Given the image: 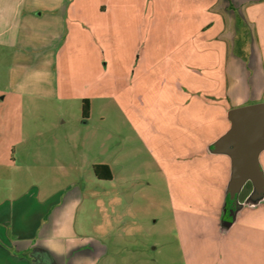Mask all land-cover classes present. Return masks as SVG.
<instances>
[{
	"label": "rangeland",
	"instance_id": "obj_1",
	"mask_svg": "<svg viewBox=\"0 0 264 264\" xmlns=\"http://www.w3.org/2000/svg\"><path fill=\"white\" fill-rule=\"evenodd\" d=\"M86 1L82 25L70 19L55 49L43 48L54 40L38 28L28 33L25 58L13 63L12 53L0 51V88L13 65L16 77L26 75L27 89L59 96L26 99L37 111H28L21 135L20 100L0 94L16 125L7 137L17 144L15 165L3 166V193L9 199L32 185L46 187L42 197L82 190L79 236L48 243L69 251L72 264H264V196L254 209L236 204L229 182L225 189L232 157L206 146L230 129L232 108L264 102V94L249 96L242 85L233 93L230 71L242 41L251 48L258 40L264 54V1L254 25L239 23L234 43L217 30L202 35L207 11L186 8L208 0H109V31L98 14L106 0ZM85 98L92 103L87 119ZM56 139L54 159L47 142ZM22 149H30L24 158ZM101 163L111 167L112 180L95 175ZM259 163L264 170V149ZM253 188L247 180L238 198Z\"/></svg>",
	"mask_w": 264,
	"mask_h": 264
},
{
	"label": "crops",
	"instance_id": "obj_2",
	"mask_svg": "<svg viewBox=\"0 0 264 264\" xmlns=\"http://www.w3.org/2000/svg\"><path fill=\"white\" fill-rule=\"evenodd\" d=\"M262 1L264 0H208L206 5H200L199 3L196 5L187 4L186 8L190 10L199 8L207 11L208 17L203 22L202 27L205 28L202 30V35L207 34L211 30H217V37L219 36L225 42L234 43L237 39L239 23L244 20L252 23L251 18L257 12V5ZM86 5V0H0V51L12 53L10 54V59L13 60V63L16 62L17 57L25 58L23 48L29 47L25 43L31 42L32 36L28 33L38 28L46 30L54 40L47 42L43 48L55 49L54 47H57L59 43L63 42L69 29L68 27L71 25L70 19H74L79 26L82 25L80 19L87 9ZM111 5L112 2L106 0L101 3L99 9L97 7L99 15L105 14L104 23L101 26L107 31L113 25L111 17L108 14L112 10ZM97 9L95 10L97 11ZM72 24L76 25L75 22ZM242 42L245 44L240 56L235 57L234 62L231 64L232 68L230 71L234 77L235 84L231 88L233 93H238L241 89L239 86L242 85L241 91L249 93V96H252V94L257 96L258 94L261 97L264 94V54L259 45L262 43L256 40L253 43L254 47L252 46L250 48L247 45L248 42ZM17 50H19V54L16 52ZM228 51L230 55L233 53L231 49ZM19 55L22 57H19ZM232 55L230 58L234 59ZM53 57L54 54L52 55L50 53L46 55V60L48 62L49 60H54L55 58ZM11 70L5 87L0 88V94H4L3 100L8 98V96L11 99L16 98L20 100V104L17 106V111L20 114L18 130L21 135H24L28 111H37V108L34 106L25 104L26 99L29 97L59 98V96L57 94L42 93L27 89L24 85L26 84L24 81L26 80V75L22 76L23 72L20 70V76L16 77L13 65ZM247 97L245 95V98ZM235 100L237 101V99ZM88 101L90 104V116L92 103L89 99ZM233 104H237V102H233ZM6 107L0 105V264H72L71 260L74 257L68 259L67 253L69 251H63L61 246L65 240L67 241V238H76L79 236L76 230V218L77 209H79L82 201V190L76 186L75 190H71L68 195H48L42 197V192L46 190V187L32 185L29 189L21 192V194L9 198L10 200L6 197L5 193H3V190L6 188L2 183L4 179V173L2 172L3 166L9 163H14L15 165L17 161L15 157L17 144L9 141L7 137L11 130L9 127H13L14 125L15 129L16 125L14 123L10 124V109L9 107L7 108V114ZM85 118L87 119V117ZM50 124L51 122L46 123L48 128L52 130L53 126L50 127ZM212 141L206 145L207 149ZM47 143L45 145H50L49 148L52 152L53 148H55L52 154L53 157L49 155V158L56 159L57 139L54 143L53 141ZM29 150L24 152L22 149L20 153L21 157L24 158L23 155H28ZM35 152L33 155L40 157L41 151L37 150ZM230 176L231 165L229 167ZM229 177L225 184V189L229 182ZM12 188L14 191L18 187L14 185ZM246 197L247 195L239 198L244 208L249 207V209H254L262 204H244ZM241 212L236 214L234 223L240 217ZM230 221H233V218ZM232 228H224L223 233L231 231ZM55 241L62 243L61 246L56 248L57 251L50 248L48 244ZM21 250L26 252L27 257L21 258L16 254L21 252Z\"/></svg>",
	"mask_w": 264,
	"mask_h": 264
},
{
	"label": "water",
	"instance_id": "obj_3",
	"mask_svg": "<svg viewBox=\"0 0 264 264\" xmlns=\"http://www.w3.org/2000/svg\"><path fill=\"white\" fill-rule=\"evenodd\" d=\"M229 118L232 121L230 129L209 147L214 152L226 150L232 157V174L227 192L233 201L242 206L238 195L250 179L254 188L244 204L256 205L264 196L261 194L264 190V170L259 163L260 152L264 149V102L232 108Z\"/></svg>",
	"mask_w": 264,
	"mask_h": 264
},
{
	"label": "trees",
	"instance_id": "obj_4",
	"mask_svg": "<svg viewBox=\"0 0 264 264\" xmlns=\"http://www.w3.org/2000/svg\"><path fill=\"white\" fill-rule=\"evenodd\" d=\"M83 115L84 117H89L90 113V104L88 101V98L83 100ZM94 171L95 175L98 178L104 179V180H111L112 179V170L109 165H104V164H96L94 165ZM243 197V196H241Z\"/></svg>",
	"mask_w": 264,
	"mask_h": 264
}]
</instances>
